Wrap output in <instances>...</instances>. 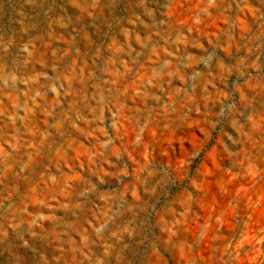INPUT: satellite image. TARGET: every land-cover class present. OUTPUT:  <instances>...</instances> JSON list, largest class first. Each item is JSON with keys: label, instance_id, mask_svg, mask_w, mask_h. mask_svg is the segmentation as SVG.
<instances>
[{"label": "rangeland", "instance_id": "rangeland-1", "mask_svg": "<svg viewBox=\"0 0 264 264\" xmlns=\"http://www.w3.org/2000/svg\"><path fill=\"white\" fill-rule=\"evenodd\" d=\"M0 264H264V0H0Z\"/></svg>", "mask_w": 264, "mask_h": 264}]
</instances>
